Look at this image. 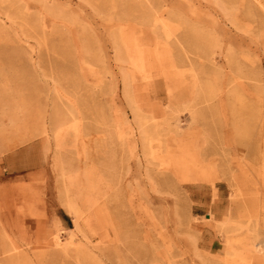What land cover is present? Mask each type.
<instances>
[{"label":"rangeland","instance_id":"rangeland-1","mask_svg":"<svg viewBox=\"0 0 264 264\" xmlns=\"http://www.w3.org/2000/svg\"><path fill=\"white\" fill-rule=\"evenodd\" d=\"M0 264H264V0H0Z\"/></svg>","mask_w":264,"mask_h":264},{"label":"bare ground","instance_id":"bare-ground-1","mask_svg":"<svg viewBox=\"0 0 264 264\" xmlns=\"http://www.w3.org/2000/svg\"><path fill=\"white\" fill-rule=\"evenodd\" d=\"M56 241H57V238H56Z\"/></svg>","mask_w":264,"mask_h":264}]
</instances>
